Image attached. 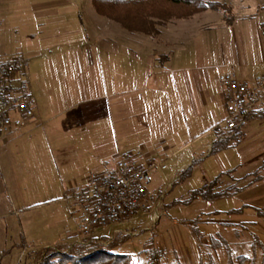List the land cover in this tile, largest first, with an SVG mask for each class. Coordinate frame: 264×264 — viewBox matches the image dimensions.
Masks as SVG:
<instances>
[{
	"label": "rangeland",
	"instance_id": "obj_1",
	"mask_svg": "<svg viewBox=\"0 0 264 264\" xmlns=\"http://www.w3.org/2000/svg\"><path fill=\"white\" fill-rule=\"evenodd\" d=\"M214 1L226 13L172 19L150 37L100 16L91 0H0V58L28 61L42 124L0 140L1 264H32V251L83 240L65 191L136 152L166 166L151 172L150 194L167 191L155 222L122 226L139 232L117 235L116 252L135 264H154L155 250L164 253L156 264H197L213 238L260 261L264 183L252 180L264 176V119L207 151L226 116L219 77L264 73V0ZM216 178L215 191H240L188 203ZM211 255L226 264L223 251Z\"/></svg>",
	"mask_w": 264,
	"mask_h": 264
},
{
	"label": "built area",
	"instance_id": "obj_2",
	"mask_svg": "<svg viewBox=\"0 0 264 264\" xmlns=\"http://www.w3.org/2000/svg\"><path fill=\"white\" fill-rule=\"evenodd\" d=\"M27 65L28 61L21 55L0 58V140L38 122L36 104L25 77ZM219 84L226 116L218 125V140L232 141L247 122L264 119V73L251 81L227 73L219 77ZM211 149L212 144L208 154ZM157 169L165 170L166 166L141 152L127 153L113 165L91 172L83 183L65 191L62 201L79 218L78 231L84 236L78 244L103 237L109 243L121 233L137 235L139 231L132 233L122 226L141 217L155 222L161 214L160 199L167 191L157 200L148 190L150 174ZM163 258V251L155 250L154 264Z\"/></svg>",
	"mask_w": 264,
	"mask_h": 264
},
{
	"label": "trees",
	"instance_id": "obj_3",
	"mask_svg": "<svg viewBox=\"0 0 264 264\" xmlns=\"http://www.w3.org/2000/svg\"><path fill=\"white\" fill-rule=\"evenodd\" d=\"M96 12L117 24L130 33H139L150 37L159 35V27H164L172 19H187L195 14L206 11H222L224 4L214 0H91ZM228 13V12H227ZM240 132V131H239ZM239 132L236 135L238 138ZM229 147L228 140H218L212 144L211 153ZM254 173L253 183L263 182L264 176ZM219 178L205 186L195 190L187 200L190 204L197 199L213 201L214 199L237 194V191L225 188L218 189ZM100 240H91L85 245L74 244L72 246H55L53 249H40L32 251V264H135L128 254L116 252L117 241H110L103 245ZM209 252L201 253L197 264H217L211 252L217 254L223 251L226 256V264H264V254L260 261L256 257L244 255L234 256L224 240L211 239L208 241ZM153 255V254H152ZM5 256L2 253V257ZM154 259V256L152 258ZM1 264V259H0ZM26 264V262H23Z\"/></svg>",
	"mask_w": 264,
	"mask_h": 264
},
{
	"label": "crops",
	"instance_id": "obj_4",
	"mask_svg": "<svg viewBox=\"0 0 264 264\" xmlns=\"http://www.w3.org/2000/svg\"><path fill=\"white\" fill-rule=\"evenodd\" d=\"M103 86V85H102ZM102 86H100V89L102 88ZM31 90V89H30ZM36 108H37V106H36ZM36 125H42L41 124V121L39 120L37 123H36ZM32 126V125H31ZM211 145V144H210ZM209 145V146H210ZM209 146H208V149H209ZM209 152V150L207 151V153ZM110 155H111V157L113 156H116L117 154H113V153H110ZM208 155H210V154H208ZM112 157V158H113ZM93 159L96 161V162H103L105 159H106V157H102V156H93ZM101 163L99 164V165H101ZM84 182V181H83Z\"/></svg>",
	"mask_w": 264,
	"mask_h": 264
}]
</instances>
